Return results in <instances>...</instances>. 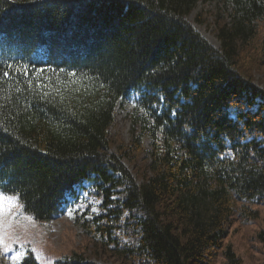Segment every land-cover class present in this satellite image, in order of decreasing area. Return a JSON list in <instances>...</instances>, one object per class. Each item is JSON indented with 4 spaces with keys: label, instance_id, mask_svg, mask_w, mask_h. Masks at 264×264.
I'll return each mask as SVG.
<instances>
[{
    "label": "trees",
    "instance_id": "1",
    "mask_svg": "<svg viewBox=\"0 0 264 264\" xmlns=\"http://www.w3.org/2000/svg\"><path fill=\"white\" fill-rule=\"evenodd\" d=\"M200 2L215 3L221 48L188 19ZM258 74L264 0H0V194L49 223L91 183L101 212L73 220L120 264H214L220 250L242 264L225 240L264 205ZM139 152L140 181L125 164ZM24 249L14 264H41ZM54 264L97 263L73 251Z\"/></svg>",
    "mask_w": 264,
    "mask_h": 264
},
{
    "label": "rangeland",
    "instance_id": "2",
    "mask_svg": "<svg viewBox=\"0 0 264 264\" xmlns=\"http://www.w3.org/2000/svg\"><path fill=\"white\" fill-rule=\"evenodd\" d=\"M215 10L214 2H200L188 19L216 47L221 48L217 25L209 23L214 22ZM257 79L258 83L264 86V77L261 74L257 75ZM137 100V96L131 97L118 107L116 121L111 128L112 136L116 138L118 144L122 142L121 140L130 142L133 139V111ZM145 155L148 156V153L143 155L139 152L136 162L125 159L126 166L138 180L140 172L144 170L141 166L145 164ZM0 196L15 197L10 204L5 203L0 206V264H14L21 260L24 256V246H31L37 251L41 264H54L73 251L85 252L87 258L97 264H120L117 256H112L113 252L100 249L99 241L95 243L93 239L88 238L84 229L73 220L75 215L89 212L87 218H92L101 212L104 199L93 184L86 183L78 188L77 196L69 197L64 215L49 223L36 221L25 214L16 195L0 194ZM253 208L259 210V217L251 218L246 222L243 219L234 221L225 240L226 245H232L242 264H264V242L259 237L264 230V205H253ZM122 235L123 231L117 232V236L122 237ZM123 239L128 241L129 237L124 236ZM93 250H97L99 256H94ZM225 262L227 259L223 250L217 251L214 264Z\"/></svg>",
    "mask_w": 264,
    "mask_h": 264
},
{
    "label": "snow or ice",
    "instance_id": "3",
    "mask_svg": "<svg viewBox=\"0 0 264 264\" xmlns=\"http://www.w3.org/2000/svg\"><path fill=\"white\" fill-rule=\"evenodd\" d=\"M14 200H15V197L9 198V197L0 196V206H2L5 203H9L10 204Z\"/></svg>",
    "mask_w": 264,
    "mask_h": 264
}]
</instances>
